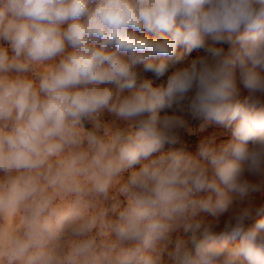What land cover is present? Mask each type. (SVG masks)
I'll use <instances>...</instances> for the list:
<instances>
[{"label": "clouds", "instance_id": "clouds-1", "mask_svg": "<svg viewBox=\"0 0 264 264\" xmlns=\"http://www.w3.org/2000/svg\"><path fill=\"white\" fill-rule=\"evenodd\" d=\"M0 264H264V0H0Z\"/></svg>", "mask_w": 264, "mask_h": 264}, {"label": "rangeland", "instance_id": "rangeland-1", "mask_svg": "<svg viewBox=\"0 0 264 264\" xmlns=\"http://www.w3.org/2000/svg\"><path fill=\"white\" fill-rule=\"evenodd\" d=\"M169 35L168 33H149L150 36H156V35ZM225 47H227L225 45ZM178 51L180 52H185V58L187 59L189 56L194 57L197 54V51L194 50L193 53L191 54H187L186 53V48L185 46L181 45L178 47ZM157 60L162 59V58H156ZM179 66V65H177ZM146 78H150L153 80L154 86L166 81V76L165 77H161V78H157L155 77L152 73H147L145 74ZM163 114V113H161ZM104 118L106 120H111L114 117H112L110 114L105 113L104 114ZM194 127L196 128V132L195 134L191 135V136H187L186 140L188 143V150L191 151L193 154H195L198 151V145L200 140L208 138V139H216V143L219 144L221 141H225L227 139L231 138V132L229 129L225 128L222 125H217V124H210L208 126H206V128L204 129L203 132H201L199 130V122H193ZM90 127V126H89ZM168 145H165V150L168 149ZM136 168L139 167V165L134 166ZM239 242V237L236 238V240L234 241V243H238Z\"/></svg>", "mask_w": 264, "mask_h": 264}]
</instances>
